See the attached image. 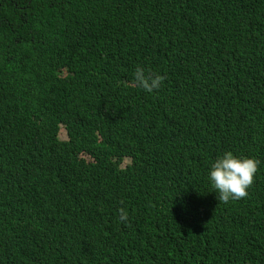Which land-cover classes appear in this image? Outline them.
<instances>
[{
    "label": "trees",
    "instance_id": "obj_1",
    "mask_svg": "<svg viewBox=\"0 0 264 264\" xmlns=\"http://www.w3.org/2000/svg\"><path fill=\"white\" fill-rule=\"evenodd\" d=\"M0 264H264V0H0Z\"/></svg>",
    "mask_w": 264,
    "mask_h": 264
},
{
    "label": "clouds",
    "instance_id": "obj_2",
    "mask_svg": "<svg viewBox=\"0 0 264 264\" xmlns=\"http://www.w3.org/2000/svg\"><path fill=\"white\" fill-rule=\"evenodd\" d=\"M135 80L146 92L158 89L163 81L160 75L146 76L142 68L135 71ZM258 168V161L224 152L211 164L207 173L209 184L219 200H239L248 195Z\"/></svg>",
    "mask_w": 264,
    "mask_h": 264
},
{
    "label": "rangeland",
    "instance_id": "obj_3",
    "mask_svg": "<svg viewBox=\"0 0 264 264\" xmlns=\"http://www.w3.org/2000/svg\"><path fill=\"white\" fill-rule=\"evenodd\" d=\"M77 60V58H76ZM59 139L62 141V140H67L68 139V135H67V131L65 130V128L62 126V124H59ZM84 157L85 160L87 161H91V158L87 155H82ZM81 157V156H80ZM123 167H125L126 165L130 164L131 163V160L130 159H124L123 160ZM125 227L126 229H130L128 224L126 223L125 224Z\"/></svg>",
    "mask_w": 264,
    "mask_h": 264
},
{
    "label": "crops",
    "instance_id": "obj_4",
    "mask_svg": "<svg viewBox=\"0 0 264 264\" xmlns=\"http://www.w3.org/2000/svg\"><path fill=\"white\" fill-rule=\"evenodd\" d=\"M68 38H65L63 37V41L67 40ZM75 48L73 46H70V47H65L63 44H62V41H54L53 42V49L54 51L59 55L61 56L64 52H69L71 53L72 52V49Z\"/></svg>",
    "mask_w": 264,
    "mask_h": 264
}]
</instances>
